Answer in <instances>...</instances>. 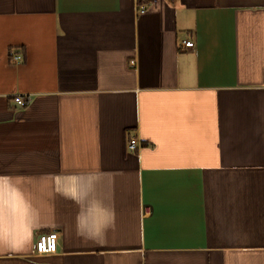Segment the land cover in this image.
Wrapping results in <instances>:
<instances>
[{"label":"crops","instance_id":"1","mask_svg":"<svg viewBox=\"0 0 264 264\" xmlns=\"http://www.w3.org/2000/svg\"><path fill=\"white\" fill-rule=\"evenodd\" d=\"M0 264H264V0H0Z\"/></svg>","mask_w":264,"mask_h":264},{"label":"built area","instance_id":"2","mask_svg":"<svg viewBox=\"0 0 264 264\" xmlns=\"http://www.w3.org/2000/svg\"><path fill=\"white\" fill-rule=\"evenodd\" d=\"M148 10L146 6H142L140 9V14L145 13ZM182 47L187 49L194 48V42L192 41H183ZM134 64V62H131ZM18 105L24 107L27 104V99L24 97H17L15 99ZM141 147V143L137 138H130L127 143V149L129 152H136ZM59 240V234L56 232L49 233L46 235H42L39 237L37 242L35 243L32 255L33 256H45V255H51L55 254L57 252V243Z\"/></svg>","mask_w":264,"mask_h":264}]
</instances>
